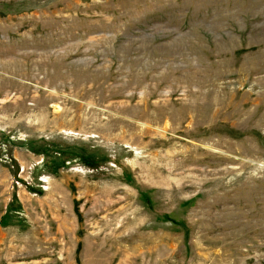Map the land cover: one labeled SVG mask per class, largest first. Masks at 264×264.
Returning a JSON list of instances; mask_svg holds the SVG:
<instances>
[{
	"label": "rangeland",
	"instance_id": "rangeland-1",
	"mask_svg": "<svg viewBox=\"0 0 264 264\" xmlns=\"http://www.w3.org/2000/svg\"><path fill=\"white\" fill-rule=\"evenodd\" d=\"M0 264H264V0H0Z\"/></svg>",
	"mask_w": 264,
	"mask_h": 264
},
{
	"label": "bare ground",
	"instance_id": "bare-ground-1",
	"mask_svg": "<svg viewBox=\"0 0 264 264\" xmlns=\"http://www.w3.org/2000/svg\"><path fill=\"white\" fill-rule=\"evenodd\" d=\"M7 54V53H6ZM223 100V99H222ZM183 105V104H182ZM207 155V154H206ZM153 174V173H152ZM133 222V221H132Z\"/></svg>",
	"mask_w": 264,
	"mask_h": 264
}]
</instances>
